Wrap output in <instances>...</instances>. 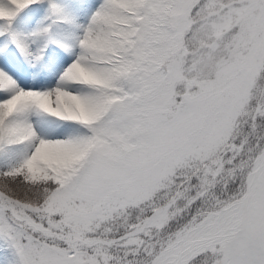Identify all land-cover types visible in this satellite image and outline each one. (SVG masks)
Segmentation results:
<instances>
[{
  "label": "snow or ice",
  "instance_id": "6c2138e0",
  "mask_svg": "<svg viewBox=\"0 0 264 264\" xmlns=\"http://www.w3.org/2000/svg\"><path fill=\"white\" fill-rule=\"evenodd\" d=\"M0 36L12 264H264V0H0Z\"/></svg>",
  "mask_w": 264,
  "mask_h": 264
},
{
  "label": "rangeland",
  "instance_id": "374dc122",
  "mask_svg": "<svg viewBox=\"0 0 264 264\" xmlns=\"http://www.w3.org/2000/svg\"><path fill=\"white\" fill-rule=\"evenodd\" d=\"M99 3H100V0H94L93 2H91V4L84 6L85 8H82L83 16L79 17V20H77L79 25H86L88 23V19H89L91 13L96 9V7L98 6ZM22 15H23V13L20 16H22ZM19 17L14 22V27H15V24H17ZM22 22H24L23 24L25 26H28L29 24H31L30 20H28L25 15H23V17H22ZM71 30H72L71 28H69L65 25H56L53 27V32L58 37H61V38L65 35L69 34V32ZM5 40H6L5 37L0 36V44L4 43ZM50 56H52V53L49 54V57ZM12 261H13V256H12L10 250H8L6 248V246L2 242H0V264H9V263H12Z\"/></svg>",
  "mask_w": 264,
  "mask_h": 264
},
{
  "label": "bare ground",
  "instance_id": "6f19581e",
  "mask_svg": "<svg viewBox=\"0 0 264 264\" xmlns=\"http://www.w3.org/2000/svg\"><path fill=\"white\" fill-rule=\"evenodd\" d=\"M93 1L94 0H71L73 7L75 9V12H76V23L77 24H78L77 20H79V17L83 16L82 8H85L84 6L91 4V2ZM59 2H62V3L69 2V0H59ZM23 15H25L26 18L30 20L31 22V24H29L28 26H25L23 24L24 22H22ZM23 15L20 16L19 20L17 21V30L19 32L27 33L33 30L37 26L38 22L46 15V9L42 7L40 9L28 10V11H25ZM72 31L73 29L69 33H71ZM10 51H13L14 53V50L10 49ZM55 55L63 56L62 53H56V52L54 53L53 56Z\"/></svg>",
  "mask_w": 264,
  "mask_h": 264
}]
</instances>
